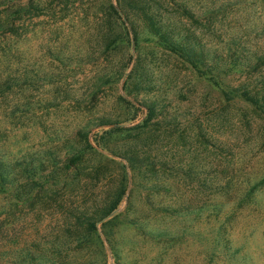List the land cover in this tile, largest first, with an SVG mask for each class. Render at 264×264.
Returning <instances> with one entry per match:
<instances>
[{
  "label": "rangeland",
  "instance_id": "rangeland-1",
  "mask_svg": "<svg viewBox=\"0 0 264 264\" xmlns=\"http://www.w3.org/2000/svg\"><path fill=\"white\" fill-rule=\"evenodd\" d=\"M34 1L0 0V13ZM107 1L41 0L39 11L15 14V32L0 38V161L23 199L31 192L26 203L0 197V264H264V120L224 97L264 74L257 61L264 59V0H148L164 26L214 51L217 85L144 31L138 48L124 41ZM130 20L143 29L138 17ZM233 44L251 74L219 59ZM24 75L25 86L4 92L8 76ZM79 130L89 131L95 151L85 152L78 177L62 179L59 161ZM49 153L57 161L51 181ZM125 155L163 164L129 170ZM124 174L125 197L112 214L120 217L97 225L103 246H79L70 211L97 216ZM241 188L254 189L253 197L241 200ZM183 204L185 216L164 213ZM214 205L218 213H210ZM127 221L169 235L153 239ZM225 237L237 259L210 263L214 241Z\"/></svg>",
  "mask_w": 264,
  "mask_h": 264
},
{
  "label": "trees",
  "instance_id": "trees-1",
  "mask_svg": "<svg viewBox=\"0 0 264 264\" xmlns=\"http://www.w3.org/2000/svg\"><path fill=\"white\" fill-rule=\"evenodd\" d=\"M3 5L10 0H2ZM32 2V0H29ZM62 4H67L72 0H57ZM107 1V12L108 16L114 19L115 22H118L122 26L125 31L124 41L126 40L128 44H132L135 49L138 48L139 42L141 41V33L140 31H144L145 35L150 36L153 40L155 39L154 44L161 47L162 49L169 51L176 57L180 58L184 63L190 65L191 69L194 70L197 74H200L203 77H207V79L212 82L214 85L218 84V80H216L214 76V72H217L215 62V54L214 51L205 52L200 48L199 41L194 34H188L186 31L182 29H172L168 26H164L160 19L158 18L157 12L154 6L149 3L148 0H113V2ZM42 7L41 0H35L33 3L28 6H24L19 9H11L5 10L0 13V38L7 39L4 37H11L15 32L14 29V15L16 14L18 17H22L23 13L30 12L31 10H40ZM136 16L142 22L143 29L140 30V26L137 27L130 20V16ZM185 16L187 18H193L190 12L185 11ZM110 29V28H109ZM123 37V36H122ZM147 39V38H146ZM149 40V39H147ZM243 57V58H242ZM219 59L226 62V67L231 70H237L238 68L245 70L248 74H251L253 68L251 67L250 60H248L247 56L244 55L243 49L238 48L236 44L229 46L227 48L226 56L224 58L219 57ZM131 60V58H130ZM210 63L209 61H212ZM243 61V62H242ZM259 65H264V59L257 58ZM257 66V65H256ZM255 67V66H254ZM237 68V69H236ZM257 72V69H254ZM259 77L260 83L249 87L248 84L240 86V88L230 90V94L224 92L225 101L228 103L235 98L236 100L243 101L245 104L252 107L254 112L264 120V74H257ZM26 76L21 77H11L8 76L4 81V87L6 91H12L16 88H20L25 86L23 82L26 80ZM1 87V86H0ZM219 87V86H218ZM3 93V92H2ZM149 113L153 116V107L150 106L147 108ZM104 123L101 122L98 128L104 127ZM110 125V124H109ZM108 125V126H109ZM145 126H139L137 128H144ZM89 131L87 130H79L75 134V144H71L67 147L65 151V158L63 161H59L64 166L63 169V177H68V173L70 174V178L74 179L78 177L79 172V164L84 159L85 152L88 150L95 151V149L91 146L89 140ZM80 143L78 146L77 143ZM84 143V144H83ZM83 144V145H82ZM99 148L103 149L104 152H108V148L105 145L98 144ZM49 181L53 180L56 177L55 172L57 171V161L53 159L52 154L49 153ZM109 155L118 156V154H114L111 149H109ZM125 161L127 162L129 170H133L136 167H141L145 171L154 170L155 167H162L160 165H155L152 162H149L148 158L134 156V155H125ZM160 163V162H159ZM139 165V166H137ZM155 165V166H154ZM10 166L3 164L0 161V197L6 196L7 198L14 200L16 203H26L30 200V195L27 194L26 199H23L24 193H20L19 189L14 186V175L9 171ZM122 169L125 172V166H122ZM28 173V172H27ZM250 182V181H248ZM247 185V183H245ZM127 189V179L124 174V180L120 183L116 193L113 195V199L110 203L97 215H92L91 212L85 209V212L71 210V215H74V227L77 232L80 234L78 237L77 244L79 246L84 245H95V246H103V242L98 231V223L102 222L104 219H109L101 224L104 228L112 221L116 220L120 217V214L112 215L115 213L125 197ZM254 189L252 191L247 189L240 190L241 200L249 199L254 195ZM189 205L183 204L182 208L178 211L176 208L169 207L165 210V214L168 216L182 215L185 216L189 213ZM210 213H218L219 207L214 205L210 208ZM75 213V214H74ZM139 223V225L137 224ZM126 224V222H125ZM127 224L134 228L139 233L150 236L153 239H159L160 237H167L169 235L168 228H162L160 230H148L147 226L142 225V222H128ZM215 246L208 252L209 254V262L213 261V257L222 258L223 261L227 263L232 262V260L237 259L236 252L231 250V246L229 240L225 238H220L214 241Z\"/></svg>",
  "mask_w": 264,
  "mask_h": 264
}]
</instances>
